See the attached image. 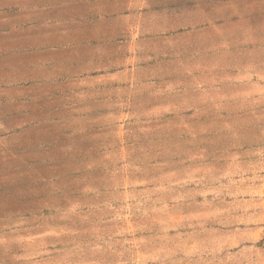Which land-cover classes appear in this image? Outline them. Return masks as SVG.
I'll return each instance as SVG.
<instances>
[{
	"label": "rangeland",
	"instance_id": "obj_1",
	"mask_svg": "<svg viewBox=\"0 0 264 264\" xmlns=\"http://www.w3.org/2000/svg\"><path fill=\"white\" fill-rule=\"evenodd\" d=\"M119 1L0 0V264H159L154 205L172 200L151 185L163 164L150 160L191 137L181 124L197 126L203 145L210 138L219 162L238 154L264 182V105L243 115L118 112L120 86L99 80L111 60L97 48L112 56ZM182 1L215 9L201 25L228 28L246 74L264 80V0ZM253 210L260 226L235 221V237L248 235L216 251L215 264H264V206Z\"/></svg>",
	"mask_w": 264,
	"mask_h": 264
},
{
	"label": "crops",
	"instance_id": "obj_2",
	"mask_svg": "<svg viewBox=\"0 0 264 264\" xmlns=\"http://www.w3.org/2000/svg\"><path fill=\"white\" fill-rule=\"evenodd\" d=\"M119 2L113 19L123 27L114 29L112 56L104 54V45L97 48L98 55L111 60V71L100 72L99 80L120 86L117 103L123 110L118 112L243 115L257 113L264 105V80L246 74L243 49L234 51L229 29L215 25L214 20L209 21L212 25H201L202 17L210 18L215 9L182 0ZM172 129L192 133L150 160L163 164L152 177L161 182L151 185L172 200L159 208L154 205V210L162 212L153 235V243L161 249L159 264H215L216 251L238 249L248 235L245 231L235 237L241 230L233 227L235 221L250 226V220L256 219L253 224L260 226L253 208L264 206L257 197L264 195V182L250 179L247 161L238 154L219 162L211 139L203 145L193 133L197 126L181 124ZM148 178L146 173L144 179ZM248 229L259 230H244Z\"/></svg>",
	"mask_w": 264,
	"mask_h": 264
}]
</instances>
